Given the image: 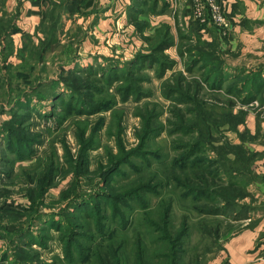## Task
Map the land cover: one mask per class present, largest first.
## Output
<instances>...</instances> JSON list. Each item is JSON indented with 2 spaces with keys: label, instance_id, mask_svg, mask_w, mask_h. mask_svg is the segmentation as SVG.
<instances>
[{
  "label": "rangeland",
  "instance_id": "374dc122",
  "mask_svg": "<svg viewBox=\"0 0 264 264\" xmlns=\"http://www.w3.org/2000/svg\"><path fill=\"white\" fill-rule=\"evenodd\" d=\"M82 25L26 41L18 62L3 60L7 53L1 49L0 264L19 256H27L22 264H93L96 247L102 258L107 244L121 239L124 245L114 249L123 248L120 255L134 264L136 232L148 264H206L260 206L248 189L255 179L250 156L245 159L239 147L251 152L244 114L264 101V73L245 84L251 70L229 72L213 45L185 39L177 42L176 57L164 50L169 60L163 54L158 59L163 69L155 56L130 64L143 41L131 57L114 51L84 60ZM116 165L118 172L108 179ZM48 167L52 182L33 203L27 191L38 194V179ZM138 181H150L154 191L116 204L128 219L124 229L105 195H119ZM192 188L200 193H189ZM96 204L89 215L83 212ZM166 204L169 220L163 225ZM69 230L75 244L67 239ZM163 230L173 241L169 253ZM158 251L166 257L155 260Z\"/></svg>",
  "mask_w": 264,
  "mask_h": 264
},
{
  "label": "crops",
  "instance_id": "0c3cea01",
  "mask_svg": "<svg viewBox=\"0 0 264 264\" xmlns=\"http://www.w3.org/2000/svg\"><path fill=\"white\" fill-rule=\"evenodd\" d=\"M217 1L226 18L222 28L198 22L188 0H177L176 12L173 0H0V58L4 47L6 61L18 62L26 41L42 40L49 31H62V36L71 32V24L82 22L85 35L80 51L84 60L114 51L131 57L144 43L140 33L152 35L163 27L174 41L165 50L170 57H176L178 41L206 42L223 57L229 72L261 68L264 73V0ZM13 28L16 30L10 32ZM245 127L251 135L248 147L253 153L250 167L255 177L248 189L260 206L255 205L241 220L206 264H264V101L257 111L247 112Z\"/></svg>",
  "mask_w": 264,
  "mask_h": 264
},
{
  "label": "trees",
  "instance_id": "16d2710c",
  "mask_svg": "<svg viewBox=\"0 0 264 264\" xmlns=\"http://www.w3.org/2000/svg\"><path fill=\"white\" fill-rule=\"evenodd\" d=\"M134 19H136V17H134L133 20ZM15 30H16V28H13L12 30H10V32H14ZM3 34L4 35H8L9 33L8 32H5ZM2 37H3L2 36V33L0 32V40L2 39ZM142 39H143V42H144L145 45H143L139 49V51L136 52V54L133 56V59H131L130 64L136 65V64H138V62H140V60L145 59V61H148L151 58H155L156 57L157 59H154L153 62H157L159 64L160 68L163 69L162 61L161 60H158V59L159 58H162V54H163L164 50H166L167 48H169L172 45V43H173V39H172L170 33L166 29H164L162 27L160 29H157V31L154 32V34H152V35L142 36ZM153 41H155V42L152 44L151 48L149 50H147V48H148L147 46H149V43H151ZM198 42H200V41H198ZM203 44L204 45H212V44H208L206 42H203ZM209 49H210V47H209ZM204 54H203V51H197L198 57H203ZM163 56H164V59L165 60H169L168 59V56H166L164 54H163ZM6 58L3 59V60L6 61ZM21 58H25L24 55H22ZM167 63H171V62H167ZM219 69H220V66L215 67V71H217ZM252 72H253L252 73L253 75H252V77H250V79H246L247 77L244 78V80H246L245 81V84H246V82L248 83V81H251V80H252V84H253L254 83V80H256L258 82L259 80L262 79L261 73L263 72V69L258 68V69L254 70ZM213 74H216V72H213ZM218 85L220 86L222 84L221 83H218ZM233 88H235V87H233ZM228 91L231 92L232 91L231 88H229ZM255 94H256V92H255ZM248 97L249 96H247V99H248ZM247 99L243 102V104H245V103L249 102V100H251V99H249V100H247ZM246 115H247V113L244 114V122H245V119H246ZM146 130L147 129H145V131ZM247 134H248V132H247ZM16 136H17L16 137V140L19 141L20 140L19 139L20 138V135L16 134ZM22 138L24 140H27L26 137H22ZM250 139H251V135H249V140ZM235 149H238V148H235ZM239 149L241 150V152L243 154H245V156H246L245 159L249 158V156H250L249 162L251 163L252 158H253V153H251L249 150L247 151V150H245V149H243L241 147H239ZM247 154H248V156H247ZM115 172H118V166L117 165L114 167V169H112V171H110V173L107 175V178L110 179L112 177V175L115 174ZM203 177H206V180L205 181H207V177L208 176L207 175H203ZM52 178H53V176H52V169H51V167H48L45 170L44 174L40 176V179H38V184L40 183V185H41L38 194H36V196H35V193L38 190L29 189V191H27V197H28V199L31 202H33V203H34V201H37L40 198V196L43 195L47 191V188L50 186V184L52 182ZM200 182H202V181H200ZM124 189H123V191L119 192V195H112V194H108L106 192V195H105V203L109 207H110L109 203L112 204L111 205L112 215H114L115 218H119V222H118L119 225L122 228L125 229L128 226V219L126 217H123V216H125V213L122 212L123 211L122 210V207L121 206L118 207V205H116V204H118V203H126L127 200H131V201L134 200V198H135L134 196L136 194H138L137 192H140L141 190H143V191L153 190L154 191V184L151 183L150 181H146V182L138 181V182H135V183L129 185L127 188H124ZM193 192L200 193V190H195V189L192 188L189 191V193H193ZM83 200H85V199H83ZM97 205L98 204H96L94 206L91 205L90 209H87L88 207H86V209H84L83 212H85L86 214L89 215L90 210L91 209L93 210V208L98 207ZM167 205L168 204H166L165 207L163 208V211H162L161 216H160V220L162 219L163 225H164V223H167L168 220H169L168 206ZM2 209H5V208H0V212H4V210H2ZM11 212H18V211H11ZM210 213H215V211L214 210L213 211H210ZM96 214H98V213L96 212ZM105 218H106V216H105ZM183 219H182L183 223L181 222L182 223V226L184 227V229L181 230L182 232H183V230H185L187 228L186 222ZM148 222H147V224L149 225ZM75 225H78V224H72L70 226L74 227ZM78 228H82L81 225L78 226ZM97 228H99V227H97ZM149 230H151V229H149ZM69 233L70 234L67 236V239L72 244V243H74V242H72V236L75 233L73 234V231H71V230H69ZM137 233L138 232H136L134 234V237L132 239V241H133V248H132V252L131 253H132L133 263L134 264H148L147 261H146V259H145V257H144V252H146L145 251L146 248L144 246V242L142 241V239L140 238V236ZM163 234H164L163 236L165 237V238H163V243H162L163 246H164V251H166V253H169V252H171V244L173 243V241H171V238H170L171 235L167 234V232L165 230H163ZM24 235H25V233L19 234L16 239L21 238V236L23 237ZM124 236L127 238V235L124 234ZM16 239L15 238L13 239V243L14 244L17 243ZM173 240H174V238H173ZM176 240H178V239H176ZM70 243L67 244L66 246L70 245ZM121 244L124 245V240L123 239H121V241L118 242L117 244L108 243L107 246H106V248H105V256L102 257V258H100V257L97 256V251L99 249L96 247L93 250V258H94V263L93 264H127V260L124 257V254L123 255H120V253H123L124 252V250H122L123 248L119 252H117V250H115L114 247H113L114 245H121ZM64 250H66V254L65 255L67 256V258L69 260H71V262H73L74 259H70V256H69L70 253H68L67 247H66V249L64 248ZM1 257L3 259L7 258V254L6 253H3L1 255ZM25 257H27V256H25ZM25 257H21V256H19L17 258L15 257L13 260H11L10 264L11 263H16V264H18V263L19 264L20 263L21 264L22 263H27L28 261H25ZM159 257L165 258L166 255H165V253H162V252L159 253V251H158V254L155 256V260H156V258L158 259ZM167 258L170 261V257L167 256ZM165 264H168V262L166 261Z\"/></svg>",
  "mask_w": 264,
  "mask_h": 264
},
{
  "label": "built area",
  "instance_id": "2783aa9c",
  "mask_svg": "<svg viewBox=\"0 0 264 264\" xmlns=\"http://www.w3.org/2000/svg\"><path fill=\"white\" fill-rule=\"evenodd\" d=\"M193 12L194 18L207 26L213 24L219 28L226 25V18L223 7L216 0H188ZM174 7L173 12H176V2L173 0Z\"/></svg>",
  "mask_w": 264,
  "mask_h": 264
}]
</instances>
